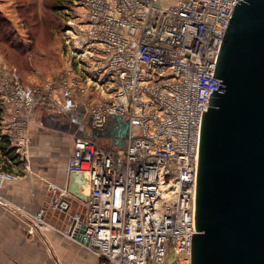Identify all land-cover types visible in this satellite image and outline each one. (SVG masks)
I'll list each match as a JSON object with an SVG mask.
<instances>
[{"label":"built area","instance_id":"1","mask_svg":"<svg viewBox=\"0 0 264 264\" xmlns=\"http://www.w3.org/2000/svg\"><path fill=\"white\" fill-rule=\"evenodd\" d=\"M238 1L79 0L82 20L67 31L71 57L58 83L68 95L83 94V83L106 92L99 102H85L90 117L103 124L120 116L131 133L115 151L77 139L68 171L84 174L87 200L50 183L48 206L35 215L21 213L32 227L60 231L49 214L65 219L78 202L81 211L70 216L75 227L69 232L66 226L64 235L77 239L85 225L86 247L98 264H166L171 248L180 264H191L203 115L210 92L221 90L213 76ZM13 78L0 86L1 104L32 109L38 92ZM3 129L28 163V137ZM18 178L1 170L0 189Z\"/></svg>","mask_w":264,"mask_h":264},{"label":"water","instance_id":"2","mask_svg":"<svg viewBox=\"0 0 264 264\" xmlns=\"http://www.w3.org/2000/svg\"><path fill=\"white\" fill-rule=\"evenodd\" d=\"M213 77L221 90L210 92L203 115L191 264H264V0L234 7ZM87 130L115 151L127 145L131 125L89 117ZM85 183L83 173L70 175L69 191L83 201ZM72 214L64 219L69 232ZM85 230L77 240L89 246ZM166 264H180L174 248Z\"/></svg>","mask_w":264,"mask_h":264},{"label":"crops","instance_id":"3","mask_svg":"<svg viewBox=\"0 0 264 264\" xmlns=\"http://www.w3.org/2000/svg\"><path fill=\"white\" fill-rule=\"evenodd\" d=\"M176 1L162 0V3L172 5ZM48 98L43 94L31 111L28 169L19 174L18 160L2 169L19 178L5 181L0 189V264H47L51 263L53 252L58 255L59 264H98V258L77 239L62 236L55 229L54 233L45 227L36 230L27 217L21 216V213L35 215L48 206L50 183L59 187L69 185L72 173L68 171V160L74 153L77 139L90 138L87 130L90 114L84 101L63 92V106L55 108L52 98ZM97 143L108 147L107 141ZM82 207L77 202L69 213L80 212ZM49 218L51 223H57L58 228L66 231L64 216L52 212ZM43 231L48 234L43 235Z\"/></svg>","mask_w":264,"mask_h":264},{"label":"rangeland","instance_id":"4","mask_svg":"<svg viewBox=\"0 0 264 264\" xmlns=\"http://www.w3.org/2000/svg\"><path fill=\"white\" fill-rule=\"evenodd\" d=\"M82 13L79 0H0V86H6L8 79L16 75L20 86L38 92L36 103L43 94H47L55 108L59 107L57 103L63 106L61 95L65 90L58 82L68 69L67 60L71 57L66 46L67 31L71 25L80 23ZM51 83H54L52 88L49 86ZM82 87L85 92L74 96L89 105L107 95L89 83H83ZM2 107L1 129L2 126L4 129L13 127L14 130L10 131L14 138L29 137L33 108L28 110L12 101L4 103ZM15 155L18 156L17 153ZM18 161L20 174L28 169V164L21 158ZM0 165L3 167L5 162ZM50 218V224L60 230L58 234L64 236L65 229L51 223ZM54 218L56 220V216ZM49 230L56 232L50 227ZM42 234L47 235L48 232L43 231ZM59 263L58 255L53 252L51 263L47 264Z\"/></svg>","mask_w":264,"mask_h":264},{"label":"trees","instance_id":"5","mask_svg":"<svg viewBox=\"0 0 264 264\" xmlns=\"http://www.w3.org/2000/svg\"><path fill=\"white\" fill-rule=\"evenodd\" d=\"M4 113V109L2 107V104L0 102V150H1V154L3 156V160L0 161V164L2 162H5V165L3 167H1L2 169H6L7 167H9L10 163H15L18 160V156L15 155L16 151L15 149L12 147L11 145V140L9 139V137L2 135V131H1V116Z\"/></svg>","mask_w":264,"mask_h":264},{"label":"bare ground","instance_id":"6","mask_svg":"<svg viewBox=\"0 0 264 264\" xmlns=\"http://www.w3.org/2000/svg\"><path fill=\"white\" fill-rule=\"evenodd\" d=\"M182 264H185V263H182Z\"/></svg>","mask_w":264,"mask_h":264}]
</instances>
